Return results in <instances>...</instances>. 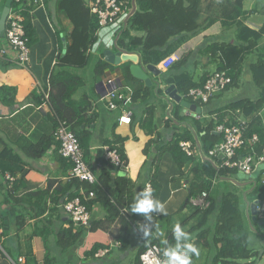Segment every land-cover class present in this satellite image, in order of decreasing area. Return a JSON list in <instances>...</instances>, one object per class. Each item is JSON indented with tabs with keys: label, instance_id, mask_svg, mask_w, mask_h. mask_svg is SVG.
<instances>
[{
	"label": "crops",
	"instance_id": "1",
	"mask_svg": "<svg viewBox=\"0 0 264 264\" xmlns=\"http://www.w3.org/2000/svg\"><path fill=\"white\" fill-rule=\"evenodd\" d=\"M1 1L3 0H0V4ZM89 1L83 0L87 7ZM219 1L203 0V11L198 23L204 25L206 20L214 18L215 21L212 25L205 27L198 34L189 37L181 44H177L181 36L169 40V45L174 50L170 55L176 54L181 58H188L186 65L182 70L176 71V74L183 72L192 74L194 77L195 72L198 70L200 71L199 79L201 76L206 77L207 74L216 70V65L209 63V59L204 56L206 48L213 43L226 42L222 40L224 38L222 34L224 35L225 31L235 27L234 24H228L226 27L222 25V19L218 17L219 7H216ZM57 2L58 0H41V6L30 9L29 15L35 35L30 45L29 62L26 68L19 67L7 56L0 57V140L4 146L20 157V167H22L21 171H17L12 175L9 172L11 168L9 162L0 158V224L3 233L0 237V264H103L102 260L108 264L114 257V250L123 251V254H125L129 246L134 247L133 262L135 264L136 257L146 244H152L153 240L164 242L170 234H173L175 224L179 223L184 229L190 223L189 221L183 224V219L190 215L192 211L188 208L180 211L189 197L188 190L183 187V184L188 186L189 180L181 174L168 150L173 132L180 131L186 125L176 124L168 129L163 128L164 119L168 117V107L171 108L172 102L167 101L164 94L163 96L154 95L146 105H143L141 101L131 103L129 97L132 85L144 83L141 81L126 82L123 65L127 62L111 65L105 61L103 52L114 50V45L121 32L127 27L128 20L119 19L113 25L100 29L99 32L107 29L108 35H111L114 41L112 44L109 43L103 46L101 52L97 37L96 44L90 49V62L93 53H95L97 56L96 62L98 60L105 61L109 64V68L104 72L101 80L96 83L94 78L95 64L91 69L89 68L90 74L86 75V78L84 77V70L88 68L87 66L74 71L82 78L84 87L86 84H91L90 87L85 89L86 91H80L78 95H76V91L73 95V99L76 101L83 96H87L90 103V109L85 115L86 120L89 119V123L82 124L78 128L79 131L89 135L88 140L83 143V149L86 152L85 160L95 175L105 170L115 179L119 172H124L125 175L121 177L130 179L134 184V199L136 194L143 190L146 184L150 183L152 190L155 187L153 199L164 205L166 214L154 211L151 213V219L148 220L142 214L132 213L130 209H126L125 214L132 217L134 222L128 230L127 245L125 247L123 245L121 248L114 245L115 242H120L115 238L120 228L119 222L108 223L106 212L98 203L91 205L89 210L90 225L93 228L75 227L62 209L63 203L77 194L75 187H71V166L61 159L57 153L58 143L55 138L53 140L56 128L53 113L47 102L42 100L40 94L46 91L49 86V75L60 57L62 40L68 41L71 30L70 21L57 9ZM130 5L132 6V0H130ZM242 12L244 13L243 23L248 28L258 30L264 25V0H243ZM130 35L132 37H143L144 33L131 30ZM215 38L221 41L214 42ZM226 43L234 44L232 39ZM258 47L259 45L256 49ZM134 52L139 54V51ZM200 57L202 64H212L215 67L214 70H208V65H204L205 70H202ZM128 64L130 66L132 63L128 62ZM196 67L197 69H195ZM157 69L160 74H166L171 68L160 70L157 67ZM243 70H245L244 67ZM152 77L154 75L150 78L152 79ZM100 82L103 85H99ZM108 84H116L114 89L126 96L125 109L132 112L130 124H119L120 111H110L105 107V86ZM163 86L165 85L158 84L153 87L155 89ZM237 87H239V84ZM9 89L13 91L8 92ZM227 91L218 94L207 103L206 106H209V110L206 114L203 112L204 108L200 107L202 111L200 120L202 123L209 122L212 116L217 115L218 110H222L231 102L239 100L235 98L230 101L229 98H225ZM9 99L12 100L11 103H9ZM149 106H154L152 126H155L159 138L148 148L147 154H144L143 150L147 142L154 138L155 134V132L151 133L150 126L141 127V123L146 117L145 109ZM260 112L263 119H256L260 121L259 125L264 132V106ZM181 116L188 119L194 118L192 114L184 112L183 108H181ZM46 136H52V140L42 157L29 159L23 155L21 151L22 141L36 144ZM117 138L124 139V142H116ZM113 143L120 145L126 155L127 163L123 169L112 168L102 151L103 146ZM2 149L3 145L0 143V152ZM6 176L12 178L11 188H9L10 181L6 179ZM256 176H259V174H256ZM236 177V184L229 179L219 180L220 182L224 181V184L221 186L222 192L217 191V194L231 191V186L244 190L249 183L251 184L239 172ZM219 181L215 182L213 190L217 187ZM250 190L243 194L245 200L250 194ZM37 192L47 194L46 204H44L45 212L40 216H37L39 209H36L40 196L27 197ZM8 195L11 196V199L8 198ZM13 198L19 200V202L15 203L12 201ZM254 201H247L244 212L249 226L259 221L258 213L256 222L252 223L250 219L249 206ZM260 203L261 207L264 208L262 198ZM145 222L153 224V229L147 236L138 227V224L148 227ZM260 223L261 221H259ZM69 229L73 233L81 231L83 233L68 250H62L59 247V234ZM255 233L257 232L255 231ZM257 234L261 238L264 237L260 232ZM263 241L264 239H262ZM108 248H110L109 252L102 257L93 255V252L95 254L99 250ZM120 258L122 260L119 263L122 264L124 256L122 255Z\"/></svg>",
	"mask_w": 264,
	"mask_h": 264
},
{
	"label": "trees",
	"instance_id": "2",
	"mask_svg": "<svg viewBox=\"0 0 264 264\" xmlns=\"http://www.w3.org/2000/svg\"><path fill=\"white\" fill-rule=\"evenodd\" d=\"M243 0H220L216 7H219L218 17L222 19V25L226 27L228 24L235 25L237 29V40L239 44L230 43H213L210 44L205 51V55L209 59V63L216 65V71L224 72L232 80L226 91L231 87H237L239 79L242 75L243 63L246 55L255 50L258 43L264 37V25L258 29L253 30L245 26L243 23L244 13L242 12ZM136 10L129 18L127 27L121 32L116 44L119 48L129 52L139 51L140 61L143 66H156L165 57H168L174 50L169 45V40L174 37H179L177 44H181L189 37L198 34L205 27L212 25L214 18L206 20V24H199V20L203 11V0H135ZM4 0L0 4V12L2 11ZM14 6V5H13ZM57 9L65 15L71 23V30L68 41H66L65 53L62 54L63 43L60 48V57L57 63L54 64L48 80V94L47 104L53 113V121L55 127L58 121H64L75 134L78 142L83 149V143L88 140L89 135L81 132L78 128L82 124H88L89 119L86 120V113L90 109V103L87 96H83L80 100L73 99L76 91L83 87L84 83L74 71L88 66L90 62V49L97 42L96 32L99 29L97 17L90 13V10L85 5L83 0H58ZM23 24L26 37L28 38L29 46L34 39V29L31 25V17L29 9L23 13ZM131 30L143 32V37H132ZM1 37L3 33L0 34ZM187 57H182L175 62L165 76L164 85H174L178 94L182 96L183 100L189 103L191 100L186 97L187 92L192 88L201 87L205 81V76H201L197 82L193 81V75L189 73H177L186 65ZM109 68V64L105 61L98 60L94 65L95 83L100 81L104 72ZM126 82L133 83L139 81L134 79L129 71L128 62L123 65ZM197 69V67L195 68ZM248 71L251 75L254 85L259 89V96L256 99L242 98L231 102L222 110H218L215 115L218 123L226 121L227 124L234 125L233 112L239 111L242 116L250 119L248 129L245 133L250 137L252 134L259 136V143L255 147L257 154H260L264 149V132L259 125L258 119L252 117L259 112L264 106V53L260 54L254 63L248 66ZM208 75V74H207ZM206 75V76H207ZM130 85V84H129ZM154 85L148 87L143 84H133L132 91L129 97L131 103L141 101L146 105L150 98L154 95L163 96L162 88ZM13 90H8L12 92ZM12 100L9 99V103ZM197 105V104H196ZM199 106L202 109L206 106ZM198 106V105H197ZM181 106L175 102H171L170 115L164 119V129L176 124L186 125L178 132H173L169 141V152L178 166L181 174L184 175L188 181V200L183 206L190 209V215L183 219V224L187 223L190 218L195 217L197 220L196 226L187 231L188 235H195V242L193 245L198 248L201 241H205L206 248H212L213 253L208 258V264H238L240 261L247 262L252 260L253 264H259L264 252H255L249 249V227L246 225L242 213L239 209V201L237 193L232 191H225L222 194H213V185L211 181L216 177L217 181L224 178H232L237 175L235 169H217L212 160L207 158L208 152L216 145L222 142V135L215 132L216 123L210 120L207 123H202L200 119H188L181 116ZM166 109V107H165ZM146 117L141 123L142 128L147 125L151 127V133L154 138H151L143 152L147 154L148 148L154 144L159 138L156 128L152 123L154 121V106H149L145 109ZM211 115H213L210 112ZM52 136L43 137L38 143L33 144L27 141H22L21 151L23 155L29 159H38L42 157L51 144ZM54 140V137H53ZM116 142H124V139L117 138ZM190 142L193 152L192 156H187L179 147V143ZM3 149L0 152V158L9 162L11 168L9 172L13 175L17 171H21V159L18 155L2 143ZM107 143V142H105ZM111 148H115L119 153L121 159L126 165V155L120 145L108 144ZM58 149V147H57ZM84 157H85V150ZM58 153V152H57ZM201 154V157L198 155ZM63 159V158H61ZM64 160V159H63ZM86 161V160H85ZM87 163V162H86ZM261 174L255 179V185L252 186L250 194L246 200L252 202L260 200L264 193V185L261 183ZM96 176L97 183L89 185L86 183H79L77 180H72L71 187H75V192L82 188L85 191H93L95 197L86 203L87 209L90 210L91 205L98 203L106 212L108 223L118 221L120 228L116 234V239L122 243L124 247L128 242V230L134 222L132 217L125 214V210H129L134 201V184L130 179L118 177L112 178L108 171H101ZM153 188V197L155 193ZM236 189V188H235ZM11 191V190H10ZM209 193L210 206L206 210H199L189 204L191 197H196L201 192ZM77 195V194H76ZM40 196L38 206L36 209L37 216L45 212L44 204L46 193L37 192L27 197ZM11 199V196L8 195ZM73 198V197H72ZM71 198V199H72ZM219 199V211L217 215L216 225L214 229V236L212 241L207 239L208 231L206 225L209 216L216 210ZM15 203L19 200L12 199ZM39 203L41 206L39 207ZM258 220L264 222V212L258 215ZM149 227V233L153 229V224L145 222ZM253 231L259 232L250 224ZM0 237L3 235L1 232ZM93 227L90 225L89 229ZM81 232L73 233L72 230H65L59 234V247L62 250H68L74 243L78 241ZM183 238V237H181ZM179 243L180 248L184 249L185 242H177L173 234H170L166 241L159 242L153 240L152 244L159 246L176 247ZM146 246L141 248V252ZM94 255V252H93ZM139 256V255H138ZM138 256L135 259V264H140ZM191 261L195 254H190ZM264 264V263H263Z\"/></svg>",
	"mask_w": 264,
	"mask_h": 264
},
{
	"label": "built area",
	"instance_id": "3",
	"mask_svg": "<svg viewBox=\"0 0 264 264\" xmlns=\"http://www.w3.org/2000/svg\"><path fill=\"white\" fill-rule=\"evenodd\" d=\"M41 5V0H12V5L6 19L5 31L1 37L0 57L4 58L7 56L19 67L26 68L29 62L30 46L25 34L23 13L28 9L30 12L31 8ZM88 9L91 14L97 17L98 31L113 25L119 19L129 20L135 12V10L133 11V6L130 5V0H90ZM179 59V56L172 54L161 60L155 67H159L160 70H168ZM231 82V78L226 73L213 71L206 76L201 87L190 89L186 97L193 102L192 104L202 106L207 104L213 97L226 91ZM111 86L116 87V84H109V87ZM109 87L105 86V107L110 111H120L119 124H130L132 112L125 109L126 96L115 89L108 91ZM40 94L42 100L47 102V92L43 91ZM170 110L171 108L168 107L167 115L172 120ZM232 115L234 116V125L227 124L226 121L218 123L217 117L212 116L211 120L216 123L214 130L216 133L221 134L223 139L220 144L208 152L207 158L212 160L218 170L225 168L235 169L237 172L243 174L252 185H255L256 174L264 170V149L260 154H257L255 147L259 143V136L257 134H252L250 137L245 135L250 119L242 116L238 110L233 112ZM194 118L199 119L200 116H195ZM255 118L263 119L260 111L252 117V120ZM54 138L58 143V155L71 166L70 178L77 180L79 183L96 184V176L85 161L84 151L77 137L64 121L57 122ZM179 147L187 156L193 155L190 142L181 141ZM102 151L112 168L123 169L126 166L115 148L103 146ZM198 155L201 157L200 153ZM261 175V183L264 185V174ZM6 179L10 181L9 188H11L12 178L6 176ZM216 181L217 178L215 177L211 181L212 185ZM183 187L188 188L186 184H183ZM144 189H150L153 198L151 184H146ZM94 197L95 193L93 191L87 192L81 188L75 197L63 203L62 209L69 216L75 227H82L84 229L90 227V213L86 203ZM257 201V213L259 215L264 212V208L261 207L260 200ZM189 204L201 211L206 210L210 206L209 193L203 191L198 196L191 197ZM138 227L142 231L149 229L143 224H138ZM114 245L118 248L122 247L120 242H115ZM109 250L110 248L99 250L94 255L102 257ZM164 251V246L146 244L145 249L139 253V262L140 264H164L166 260ZM179 251H183V249H179ZM246 264H253V261L248 260Z\"/></svg>",
	"mask_w": 264,
	"mask_h": 264
},
{
	"label": "rangeland",
	"instance_id": "4",
	"mask_svg": "<svg viewBox=\"0 0 264 264\" xmlns=\"http://www.w3.org/2000/svg\"><path fill=\"white\" fill-rule=\"evenodd\" d=\"M98 32L99 31H97V34H98L97 37H98V40H99L98 41V46L100 47V51L102 52L103 46H106L109 43L112 44L114 39L112 38L111 35H108V30L107 29H103L99 33ZM222 36L224 37L222 39L223 41L229 42L230 39H232L234 44H239L240 43V42H238V40L236 38L237 37V29L235 27L230 28L229 30L225 31L224 35L222 34ZM213 41L214 42L215 41L219 42L221 40H219L218 38H215ZM258 45H259L258 49L253 50L252 52H250L245 57V60H244V63H243V67H244L245 70L242 72V75H241V77L239 79V87H231L229 89V91H227L225 93V98H229L230 101L235 99V98H238V99H240V98L241 99L242 98H248V99H253L254 100V99H256L259 96V92L260 91L254 85V83L252 81V78H251V75H250V73L248 71V66L251 63H254L260 54L264 53V48H263L264 39L263 38L258 43ZM204 56H205V58H208L206 55H204ZM201 57H202V54H201ZM201 57L199 58V61L201 63V67H203L202 70H205V66L204 65H208L207 66L208 70H210V71L214 70V68H215L214 65H212V64H202ZM96 58H97L96 54L93 53L92 60H91L90 64L87 66L88 68H86L84 70V73H85L84 77L85 78L87 77L86 75L90 74V69L95 64ZM79 75H80V73H79ZM148 76L151 77L153 75L151 73H148ZM165 76H167V75L159 74L157 76L152 77L151 80L153 82H155L154 86H156L157 84H164ZM143 85H145V84H143ZM90 86H91V84H86L85 87L83 86L84 88L80 87L77 90L76 95H78L80 91H86L85 89L87 87H90ZM208 110H209V106H205L203 112L206 114L208 112ZM203 121H205V120H203ZM235 178L237 179V177L234 176L232 178H229V177L228 178H224L223 180L229 179L231 182L236 184ZM223 184H224V181L223 182L219 181L218 185H216L217 187L216 186H215L216 188L214 187L216 190L215 189L212 190L213 194L214 193L216 194L217 191L218 192H222L221 186ZM251 185L252 184L249 183L248 186L244 189L245 191L242 190V189H238L235 186H231V185H229V186H231L230 190L231 191L234 190L237 193V195H238L239 209H240V211L242 213V216H243V219H244L246 225L249 227V231H250V233H249L250 234V236H249V249H251L252 251H255V252H264L263 251L264 250V241L262 242V239H264V237L261 238V236H259L257 233H255V231H253L252 227L250 228V226L248 224V221H247V219L245 217L246 214L244 213L245 209H246L247 201L243 197V194L246 191L251 189ZM261 198H262V200H264V194L261 196ZM218 211H219V199H218V202H217L216 210L209 216L208 222H207V225H206V230L208 231L207 239L209 241H212V238L214 236V229H215V225H216ZM189 221H190V223L187 224V227L184 228V230L186 232L189 229H191L192 227L196 226V223H197V220H196L195 217L190 218ZM253 226H254V228H256V230H258L261 233V235L264 236V226L260 225L259 221L257 223H254ZM195 240H196V238L194 237V234H190L188 236L187 240H185V238L183 237V238L180 239L179 242H185V243H192L193 244L195 242ZM204 243H205V241H203V242L201 241V243L198 245L197 249H198L199 255L198 256L197 255L194 256L192 264H208V258L212 255L213 249L212 248H206ZM113 254H114V257L112 258V261H109L108 264H120L119 261L122 260L120 258V256H122V255L124 256L122 264H134V262H133L134 247L133 246H129L128 247V251L125 254H123V251H118V250H114ZM101 262L103 264H107V263L104 262V260H102ZM246 263L247 262H245V261L238 262V264H246ZM259 263L260 264L264 263V254H263V257H262V259L260 260Z\"/></svg>",
	"mask_w": 264,
	"mask_h": 264
},
{
	"label": "water",
	"instance_id": "5",
	"mask_svg": "<svg viewBox=\"0 0 264 264\" xmlns=\"http://www.w3.org/2000/svg\"><path fill=\"white\" fill-rule=\"evenodd\" d=\"M11 5H12V0H5L4 6L0 13V34H2L5 31L6 19H7ZM132 6H133V11L136 10L135 0H132ZM62 42H63L62 54H64L66 43L64 40H62ZM103 56L105 58V61L111 65H118L120 63L131 62L132 64L129 66V71H130L131 76L134 79L143 82L148 87L154 85L155 83L148 76V73H151L154 76H157L160 74V71L153 65L143 66L141 64L139 54L121 49L117 45L114 46V50H105L103 52ZM199 74H200V71L197 70L193 77L194 82L198 81ZM99 85H103V83L100 82ZM107 86L109 87V84ZM114 88L116 87L115 86L109 87L108 91H112L114 90ZM162 90L164 92V98L167 101H172V102H175L176 104H179L183 108L184 112H188L189 114H192L194 117L201 115L202 113L201 108L197 107L195 104H191L183 100L182 97L178 94L174 85H170L166 87L163 86ZM124 175H125L124 172L118 173L119 177L124 176ZM257 203L258 201H254L249 206L250 219L252 223L257 221ZM260 224L264 226V222H261Z\"/></svg>",
	"mask_w": 264,
	"mask_h": 264
},
{
	"label": "clouds",
	"instance_id": "6",
	"mask_svg": "<svg viewBox=\"0 0 264 264\" xmlns=\"http://www.w3.org/2000/svg\"><path fill=\"white\" fill-rule=\"evenodd\" d=\"M130 211L132 213L142 214V216L148 220L151 219V213L154 211L166 214L164 205L158 200L152 198L150 189L141 190L136 194V197L130 206ZM144 235H149V229L144 230ZM173 236L177 242L180 241L181 237H184L185 240L188 239V233L179 223L175 224L173 227ZM179 248L180 245L177 243L176 247H168L165 249L164 257H166V260L164 264H192L190 254L199 255L198 249L192 243H186L183 251H179Z\"/></svg>",
	"mask_w": 264,
	"mask_h": 264
}]
</instances>
